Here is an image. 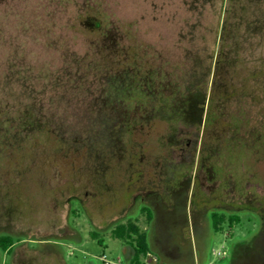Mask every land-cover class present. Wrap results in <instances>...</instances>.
<instances>
[{"label":"rangeland","instance_id":"374dc122","mask_svg":"<svg viewBox=\"0 0 264 264\" xmlns=\"http://www.w3.org/2000/svg\"><path fill=\"white\" fill-rule=\"evenodd\" d=\"M186 1L0 0V106L10 112L33 108L47 117L69 148L77 150L66 152V160L55 159L53 147L23 156L1 151L0 235L8 233L19 241L10 257L0 248V264L8 258L11 264H132L122 256L128 243L115 238L112 227L140 209L127 201L138 184L132 167L135 156L101 154L98 146L104 142L108 149L113 146L119 151L137 148L138 140L145 145L143 155L149 161L166 156L159 140L169 141L171 133L154 121L152 132L137 138L122 135L120 121L127 105H120L123 102L113 93L111 80L118 76L114 73L119 67L132 65L134 52L146 54L144 61L154 66L182 57L186 45L182 34L191 18ZM205 20L214 25L217 17L206 11ZM251 109L254 117L258 108L252 105ZM191 131L181 136L182 148L176 146L175 155L188 143H199ZM223 139H219L221 146ZM252 140H232L231 145L246 144L250 149ZM227 145L219 159H229ZM243 149L237 148L240 155ZM249 151L247 164L258 168L264 178V147ZM194 152L189 149L187 157L193 160L195 155L198 161ZM188 167L189 176L195 178L198 162ZM251 186L233 187L231 195L218 200L214 192L203 203L205 194L199 183H193L184 206L200 232L191 221L177 231L175 239H182L188 249L193 247L194 259L184 250L176 257H163L160 264H208L211 249L214 260L229 249L234 252L228 264H249L250 259L264 264V185L258 183L254 190ZM212 205L238 212V222L231 227L226 223L213 233L208 209ZM138 225L147 226L144 219ZM156 232L163 234L160 226ZM253 250L255 254L249 256ZM142 264L151 263L142 258Z\"/></svg>","mask_w":264,"mask_h":264},{"label":"trees","instance_id":"16d2710c","mask_svg":"<svg viewBox=\"0 0 264 264\" xmlns=\"http://www.w3.org/2000/svg\"><path fill=\"white\" fill-rule=\"evenodd\" d=\"M186 4L191 18L186 20L188 29L182 34L186 43L182 57L154 66L151 61H144L146 54L134 52L132 65L119 67L118 73H114L118 76L111 80L114 83L110 85L115 96L123 102L120 105H127L122 109L125 110L119 129L120 132L125 130L122 135L130 134L131 138H137L139 134L152 132L154 121H159L171 133L169 141L159 140L166 156L146 161V155H143L145 145L138 140H135L139 142L137 148L130 146L129 142L127 145L130 148L119 151L113 146L108 149V144L104 142L98 147L101 154L131 152L138 165L144 159L152 166L157 158H162L168 168L163 174V181H160L162 175L156 170L148 171L150 182L146 187L169 197L172 189L181 185L184 174L190 175L188 166H192L193 162L183 165L182 170L174 150L182 148L181 136L189 135L192 130L195 140L200 139L199 168L208 180L216 184L213 193L216 192L218 200L231 195L229 191L233 187L244 190L252 185L254 190L258 183L264 185L262 173L258 168L249 167L247 158L250 154H245L251 149L257 152L258 148L264 147V0H188ZM206 11H212L217 17L216 24L207 23ZM139 61L146 62L145 66L136 65ZM252 105L258 108L255 118L252 117ZM46 118L33 108L10 112L0 106V153L4 151L23 156L43 148L48 152L53 147L56 150L55 159L62 157L66 160L63 157L66 152L77 150L68 147L62 134L56 127H51ZM221 138H224V145L228 144L225 152L228 160L219 159L223 153L220 150L224 148L219 144ZM250 138L253 139L250 149L246 144L245 147L243 144L231 145L232 140L244 142ZM240 147L245 148L244 155L237 150ZM134 189L127 201L140 188ZM213 193L205 194L203 203ZM209 209L215 233L222 230L224 224L228 223L231 227L239 220L238 212H226L214 205ZM143 210L150 219L153 213L148 205ZM126 220L113 224L112 234L126 241L135 251V258L130 263L142 264V258L151 252L147 231L141 229L138 219ZM92 235L98 238L96 231ZM18 241V237L2 234L0 248L3 253L11 254Z\"/></svg>","mask_w":264,"mask_h":264},{"label":"flooded vegetation","instance_id":"af4514ba","mask_svg":"<svg viewBox=\"0 0 264 264\" xmlns=\"http://www.w3.org/2000/svg\"><path fill=\"white\" fill-rule=\"evenodd\" d=\"M199 146L200 144L198 142H196V145H191L190 143H188L185 148L180 150V154H178L176 158L177 162L182 165V170H184L183 165L188 164V162H193L194 164L196 162L199 163V160L197 161V158L195 160L194 157L192 160V157H187L189 149L194 151L197 150L198 156L200 151ZM163 161L164 160L162 158H157V160H155V163H152V166L148 165V162H146L144 159L141 161L140 165H138L135 161L137 170L135 169L134 164H132L134 174L137 175L136 180L138 181V184L135 187H139L140 189L130 199V206L134 207L138 205L140 206V209L135 215L128 216L127 219L136 218L138 219V222L140 219H144L145 223L147 224V226L143 230L147 231V238L149 246L151 248V252L148 254V256L143 258L144 262H148L151 264H160V261L163 257H176L183 253L184 250H186L185 254H187V256L189 255L190 258L194 259L193 247L188 249L187 247H185V243L182 239H175V234L177 233V231L182 229V226L184 224L190 225L191 221L194 230L200 232V227H198L197 222L194 221L193 218L191 219L187 213V210L184 206V202L186 199L185 197L193 186V183L195 185L199 183L204 194H212L215 190L214 187L216 186V184L211 182L210 179L208 180V176L203 174V171H201L198 165V168L196 170V177L194 178L184 174V180L180 181L181 185L177 188L172 189V193L169 197H165L161 193L151 191L146 187L147 184H149V179H147L148 171L156 170V173L162 175L160 181H163V174H165L167 171V167H165V163ZM145 205H148L153 213L150 219H148L147 213L143 210ZM158 226H160V228L163 230L162 236L158 235L156 232ZM210 226L212 232L215 233L212 228L211 220ZM126 248L127 251L125 253L122 252V255L124 256V259L128 260V262H131L135 258V251L129 244L126 246ZM233 253L234 252L229 249L224 253V256H222V258L219 257L218 259L214 260L211 258L213 256V249H211L207 254V258L209 259L208 264H228L231 258L234 256ZM253 253L255 254V250H253V252L249 254V256H251ZM11 254H7L8 257H10ZM240 257L241 255H239V258ZM7 261H10L9 258ZM249 261V264H256L257 262V260L255 259H250ZM106 264L110 263L106 262ZM257 264H262V262H257Z\"/></svg>","mask_w":264,"mask_h":264},{"label":"built area","instance_id":"2783aa9c","mask_svg":"<svg viewBox=\"0 0 264 264\" xmlns=\"http://www.w3.org/2000/svg\"><path fill=\"white\" fill-rule=\"evenodd\" d=\"M103 259L106 261V257H103Z\"/></svg>","mask_w":264,"mask_h":264},{"label":"crops","instance_id":"0c3cea01","mask_svg":"<svg viewBox=\"0 0 264 264\" xmlns=\"http://www.w3.org/2000/svg\"><path fill=\"white\" fill-rule=\"evenodd\" d=\"M123 256V255H122Z\"/></svg>","mask_w":264,"mask_h":264}]
</instances>
